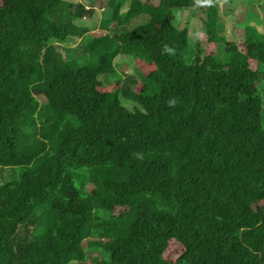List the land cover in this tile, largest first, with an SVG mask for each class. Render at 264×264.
<instances>
[{
    "label": "trees",
    "instance_id": "16d2710c",
    "mask_svg": "<svg viewBox=\"0 0 264 264\" xmlns=\"http://www.w3.org/2000/svg\"><path fill=\"white\" fill-rule=\"evenodd\" d=\"M52 1L1 9L0 167L15 176L0 184V264H264V210H212L264 201L262 18L237 43L222 23L206 27L209 5L200 15L187 0L70 1L66 22ZM93 6L100 32L87 36L77 22ZM161 26L184 43L166 59L155 57ZM54 42L66 62L49 68ZM115 55L154 69L139 81ZM121 91L135 94L131 106ZM84 102L100 115L84 114ZM174 117L178 142L144 143L143 118ZM169 240L181 248L175 261L164 258Z\"/></svg>",
    "mask_w": 264,
    "mask_h": 264
},
{
    "label": "rangeland",
    "instance_id": "374dc122",
    "mask_svg": "<svg viewBox=\"0 0 264 264\" xmlns=\"http://www.w3.org/2000/svg\"><path fill=\"white\" fill-rule=\"evenodd\" d=\"M83 2V0H54L51 2L49 10L56 20L67 21V3L68 2ZM126 0H122L124 3ZM159 1V0H154ZM176 2V0H172ZM182 1V0H178ZM191 4H194L197 14H204L206 8L205 5L200 4L197 0H187ZM13 0H0V20L2 17L1 9L4 6L12 3ZM89 7L90 5H86ZM93 12L89 16H84L79 24L87 27L86 33L87 36H92L99 34V19L101 15L102 8L93 6ZM178 16H182L186 13V9L180 8L176 12ZM206 27L210 30L215 29L218 23H222L224 38L239 43L243 37L242 30L243 24L254 23L257 18H262L261 24L257 25V30L262 37H264V0H213V3L209 5L208 10L206 11ZM205 18V15H204ZM124 13L119 18V23L123 22ZM177 19V18H176ZM173 21V26L180 28V23L178 24L179 19ZM198 17L192 19L193 26H198L199 22ZM195 20V21H194ZM195 22V23H194ZM214 38L217 39L218 35L214 33ZM111 37V36H110ZM192 37L190 33L189 38ZM157 42H159L158 50L155 54L156 58L166 59L168 58L165 55L166 46H174L182 49L184 47L183 41L177 40L173 36V28L170 26H161L157 29ZM112 39V38H111ZM221 39V38H220ZM217 42V41H216ZM215 42V43H216ZM221 43V42H220ZM189 44H191L189 42ZM217 44V43H216ZM208 51L210 48L214 47V44L208 43ZM114 48V47H113ZM115 61H123L122 68L126 71H133L136 77H143L145 74H148L151 70L154 69L153 61L147 60L144 56L139 57H130V56H119L115 55ZM26 61L36 64L35 55H28ZM46 61L49 68H53L61 63L66 62L65 57V48L61 43L54 42L46 47ZM22 67V65H21ZM20 65L17 63L13 64V71L17 72L21 69ZM121 72V68H119ZM101 91H111L112 86H107L105 88H100ZM120 97L122 101L126 102L128 105H132V102L129 98H135V94H130L121 91ZM133 98V99H134ZM98 102H84L82 105L83 113L90 114L94 117L99 116ZM178 106L176 105L175 112L178 111ZM104 121V119H102ZM142 133L144 135V143H147L151 147L157 148H169L171 145H174L175 142H178L180 139L179 132V121L176 117L169 120L162 119H153V118H143L142 121ZM177 138V141H176ZM37 139L36 136L26 137L23 140L26 142H32ZM146 144V145H147ZM15 176V171L12 168L0 167V184L6 180L11 179ZM214 211H224V212H248V211H263L264 210V201L253 203L250 205H237V206H228V207H212ZM167 233V232H166ZM119 237H111L107 242L116 243ZM181 252L180 246L174 241L169 240L168 246L164 252V258L169 261H175L178 255ZM100 257L97 253L88 255L87 261L91 263H97Z\"/></svg>",
    "mask_w": 264,
    "mask_h": 264
},
{
    "label": "clouds",
    "instance_id": "9594fccd",
    "mask_svg": "<svg viewBox=\"0 0 264 264\" xmlns=\"http://www.w3.org/2000/svg\"><path fill=\"white\" fill-rule=\"evenodd\" d=\"M197 2L203 5H210L213 3V0H197ZM166 50H167V46H166ZM168 103L171 106V105H175L176 101L173 99V100H170Z\"/></svg>",
    "mask_w": 264,
    "mask_h": 264
}]
</instances>
